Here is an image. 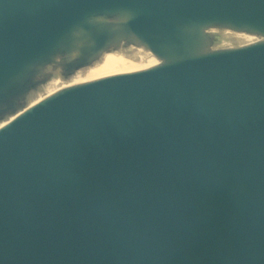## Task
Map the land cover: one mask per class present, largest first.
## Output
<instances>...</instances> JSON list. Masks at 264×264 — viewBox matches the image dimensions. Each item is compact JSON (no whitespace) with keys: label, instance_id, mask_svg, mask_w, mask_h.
<instances>
[{"label":"water","instance_id":"95a60500","mask_svg":"<svg viewBox=\"0 0 264 264\" xmlns=\"http://www.w3.org/2000/svg\"><path fill=\"white\" fill-rule=\"evenodd\" d=\"M0 264H264V0H0Z\"/></svg>","mask_w":264,"mask_h":264},{"label":"bare ground","instance_id":"6f19581e","mask_svg":"<svg viewBox=\"0 0 264 264\" xmlns=\"http://www.w3.org/2000/svg\"><path fill=\"white\" fill-rule=\"evenodd\" d=\"M223 38L233 44H247L256 40L253 35L235 32H223ZM158 63V60L144 48L130 46L119 52L105 54L103 58L92 66L80 70L72 83L89 81L107 75L137 71ZM71 82L54 81L49 91H53Z\"/></svg>","mask_w":264,"mask_h":264}]
</instances>
